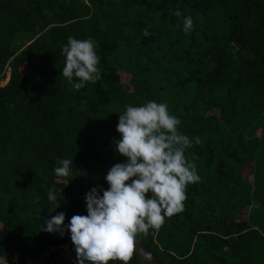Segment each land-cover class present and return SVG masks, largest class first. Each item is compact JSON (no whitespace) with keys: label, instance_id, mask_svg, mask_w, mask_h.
<instances>
[{"label":"trees","instance_id":"16d2710c","mask_svg":"<svg viewBox=\"0 0 264 264\" xmlns=\"http://www.w3.org/2000/svg\"><path fill=\"white\" fill-rule=\"evenodd\" d=\"M185 16L195 24L187 34ZM69 37L97 43L100 78L81 89L61 75ZM8 70L0 257L23 263L66 240L40 231L43 219L86 215L83 195L107 188V171L123 159L116 112L156 100L193 139L186 159L201 179L188 186L184 211L138 238L161 264H264V203L247 214L264 189V0H0V80ZM64 158L74 169L58 178ZM253 165L258 188L245 176ZM52 188L65 198L55 212ZM130 264L143 263L134 252Z\"/></svg>","mask_w":264,"mask_h":264},{"label":"clouds","instance_id":"9594fccd","mask_svg":"<svg viewBox=\"0 0 264 264\" xmlns=\"http://www.w3.org/2000/svg\"><path fill=\"white\" fill-rule=\"evenodd\" d=\"M194 29L193 18L183 17V32ZM62 53L61 75L76 89L100 78V57L93 38L69 37ZM116 113L119 138L113 144L123 159L107 171L104 180L108 187L96 185L83 195L86 215H73L65 223L66 213L61 211L41 224L40 231L61 238L70 234L74 264H130L138 237L150 229L158 230L166 218L184 211L188 186L201 179L196 165L186 159L193 139L180 131L182 121L169 111L167 103L128 104ZM57 165L53 168L56 177H70L72 158L59 159ZM60 196L62 190L49 189L47 199L54 205L50 212L61 207Z\"/></svg>","mask_w":264,"mask_h":264},{"label":"built area","instance_id":"2783aa9c","mask_svg":"<svg viewBox=\"0 0 264 264\" xmlns=\"http://www.w3.org/2000/svg\"><path fill=\"white\" fill-rule=\"evenodd\" d=\"M11 73V70H10ZM8 75V72H7ZM70 234H67L66 240L60 244L50 246L42 255L33 257L21 263L18 254L10 259L0 257V264H55L61 258L66 256L72 249Z\"/></svg>","mask_w":264,"mask_h":264},{"label":"rangeland","instance_id":"374dc122","mask_svg":"<svg viewBox=\"0 0 264 264\" xmlns=\"http://www.w3.org/2000/svg\"><path fill=\"white\" fill-rule=\"evenodd\" d=\"M19 42H21V40H19ZM10 70H8V75L7 77H5V79L0 80V85H5L9 80H10ZM261 123V121L259 122ZM258 134L263 135L264 136V126L261 127V129L258 131ZM258 167L256 165H253V167H251L250 169L245 171V176L249 179V181L251 183H253L254 188H258V177H257V173H258ZM263 187L260 186V190L257 191L256 193H254L253 196V205L249 206L247 208V214L248 212L252 215V214H256V211L263 205L264 203V189H262ZM257 197V198H256Z\"/></svg>","mask_w":264,"mask_h":264},{"label":"water","instance_id":"95a60500","mask_svg":"<svg viewBox=\"0 0 264 264\" xmlns=\"http://www.w3.org/2000/svg\"><path fill=\"white\" fill-rule=\"evenodd\" d=\"M134 252L139 256L143 264H161L153 252L147 248L144 243L138 238L134 245ZM76 260L74 248L69 253L57 261L55 264H73Z\"/></svg>","mask_w":264,"mask_h":264}]
</instances>
